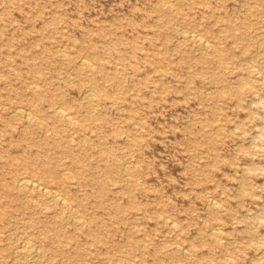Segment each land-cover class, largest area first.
<instances>
[{"label": "rangeland", "instance_id": "obj_1", "mask_svg": "<svg viewBox=\"0 0 264 264\" xmlns=\"http://www.w3.org/2000/svg\"><path fill=\"white\" fill-rule=\"evenodd\" d=\"M0 264H264V0H0Z\"/></svg>", "mask_w": 264, "mask_h": 264}, {"label": "bare ground", "instance_id": "obj_2", "mask_svg": "<svg viewBox=\"0 0 264 264\" xmlns=\"http://www.w3.org/2000/svg\"><path fill=\"white\" fill-rule=\"evenodd\" d=\"M170 6H172V5H170ZM170 6H169V7H170ZM169 7H168V8H169ZM198 34H199V33H198ZM190 35H191V34H190ZM192 35L194 36V34H192ZM200 35H201V34H200ZM193 36H192L191 38H193ZM200 37H201V36H200ZM203 37H205V35H203ZM202 39L204 40L205 38H202ZM202 39H199V41L202 42ZM199 41H198V42H199ZM204 42H206V41H204ZM207 42H208V41H207ZM209 42H211V41L209 40ZM211 43H212V42H211ZM204 44H206V43H204ZM206 45H207V44H206ZM208 45H209V44H208ZM84 59H85V58H84ZM88 60H89V59H87V61H88ZM83 62H84V61H83ZM89 62H90V60H89ZM80 64H81V63H80ZM90 95H91V94H90ZM91 96H92V95H91ZM93 97H94V95L92 96V98H93ZM96 97H97V96H96ZM96 100H97V99H96ZM56 106H59V105H56ZM60 106H61V105H60ZM62 108H63V107H62ZM62 108H57L55 112L58 114L59 117H62V118L67 119V120H71V118H72L71 116H72V115L70 116V114L67 113V111H65L66 109L64 108V109H65V110H64V109H62ZM22 109H23V107H22ZM24 109H25V108H24ZM15 110H16V109H15ZM17 110H18V109H17ZM17 110H16L15 112H18ZM20 110H21V109H20ZM20 110H19V111H20ZM26 112H27V114H31V113H30V110H29V113H28V111H26ZM26 112H25L24 115H26ZM13 113H14V111H13ZM21 113H23V111H21ZM17 114H18V113H17ZM32 114H34V113L32 112ZM74 114H75V113H74ZM17 116H18V115H17ZM29 116H30V115H29ZM36 117H37V115H36ZM74 117H75V116H74ZM74 117H73V118H74ZM25 118H27V117H25ZM28 118H29V117H28ZM31 118H33V117H31ZM37 119H38V118H37ZM74 119H75V118H74ZM74 119H73V120H74ZM29 120H30V119H29ZM38 120H39V119H38ZM42 121H43V120H42ZM36 122H37V121H36ZM43 122H44V121H43ZM75 122H76V121H75ZM67 170H68V169H67ZM68 171H69V170H68ZM61 173H62V171H61ZM70 173H71V172H69V174H70ZM126 176H127V175H126ZM129 177H130V176H129ZM26 178H27V177H26ZM130 178H131V177H130ZM23 179H24V177H23ZM24 180H25V179H24ZM27 180H28V178H27ZM30 180H31V179H30ZM36 181H37V180H36ZM22 182H23L24 186H28V187L38 188V189H43V190H44V187H42L39 183H35V182H33V181H31V182H30V181H21V182L19 181V183H22ZM19 185H21V184H19ZM42 185H43V184H42ZM20 187H21V186H20ZM32 188H31V189H32ZM50 189H51V188H50ZM50 189H48V190H50ZM52 189H53V188H52ZM54 189H55V188H54ZM46 190H47V189H46ZM52 191L54 192V190H52ZM55 191H57V190H55ZM47 192H48V191H47ZM49 192H50V191H49ZM43 193H44V192H43ZM54 194H56V193L54 192ZM58 195H60V194H58ZM57 197H58V196H57ZM53 198H54V197H53ZM59 198H60V196H59ZM61 198H62V195H61ZM65 198H66V197H65ZM55 199H56V198H55ZM57 199H58V198H57ZM59 200H60V199H58V201H59ZM54 201H55V200H54ZM61 201H62V200H61ZM65 201H67V200H64V202H65ZM64 202H63V203H64ZM212 204H213V203H212ZM215 204H216V203H215ZM68 205H69V207H70V203H69ZM213 205H214V204H213ZM216 206H217V205H216ZM73 208H74V207H73ZM75 210H76V209H75ZM80 214H81V213H80ZM78 216H79V215H78ZM76 217H77V216H75V218H76ZM79 218H81V217H79ZM79 218H78L77 221H82L81 219L79 220ZM76 219H77V218H76ZM83 219H84V218H83ZM167 219H168V218H167ZM86 220H87V219H86ZM169 220H170V219H169ZM170 222H171V221H170ZM80 223H81V222H80ZM169 224H170V223H169ZM173 225H174V224H173ZM173 225H172V226H173ZM175 226H176V225H175ZM170 227H171V226H170ZM214 231H216V230H214ZM219 232H220V231H219ZM56 233H57V232H56ZM213 234H214V233H213ZM216 236H217V235H216ZM221 236H222V235H221ZM222 237H223V236H222ZM222 237H221V238H222ZM29 241H30V240H29ZM29 241H28V243H29ZM32 245H33V244H32ZM35 245H36V244H35ZM26 246H27V245H26ZM26 246H25V247H26ZM23 248H24V247H23ZM26 248H28V247H26ZM26 248H25V249H26ZM25 249H24V250H25ZM37 249H38V248H37ZM21 250H22V249H21ZM24 250H23V252H24ZM26 250H27V249H26ZM30 250H31V249H30ZM14 251H16V250H14ZM33 251H34V250H33ZM17 252H18V249H17ZM17 252H15V254H16ZM29 252H30V254L32 253V251H29ZM38 252H40V250H39ZM27 254H28V253H27ZM30 254H29V255H30ZM39 254H40V253H39ZM34 255H35V254H34ZM19 256H20V255H19ZM37 256H38V255H37ZM37 256H36V257H37ZM17 257H18V256H17ZM22 257H23V256H22ZM18 258H19V257H18ZM23 258L25 259V257H23ZM27 258H28V256H27ZM38 258H39V257H38ZM19 259H20V258H19ZM24 259H23V260H24ZM33 259H35V258H33ZM33 259H32V260H33Z\"/></svg>", "mask_w": 264, "mask_h": 264}]
</instances>
